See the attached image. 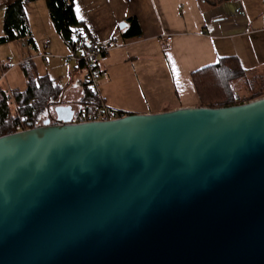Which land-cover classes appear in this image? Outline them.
<instances>
[{"label":"water","instance_id":"1","mask_svg":"<svg viewBox=\"0 0 264 264\" xmlns=\"http://www.w3.org/2000/svg\"><path fill=\"white\" fill-rule=\"evenodd\" d=\"M48 113L0 136V264H264V97Z\"/></svg>","mask_w":264,"mask_h":264},{"label":"crops","instance_id":"2","mask_svg":"<svg viewBox=\"0 0 264 264\" xmlns=\"http://www.w3.org/2000/svg\"><path fill=\"white\" fill-rule=\"evenodd\" d=\"M13 1L0 0V36L5 8ZM74 5L81 28L108 48L101 61L108 71L100 83L103 99L125 114L201 106L194 73L222 57L237 56L245 69L264 75V0H75ZM25 10L32 41L0 44V85L10 93L24 90L22 63L29 61L38 76L47 75L64 88L63 104L79 107L87 81L85 64L66 63L72 48L56 30L47 0H30ZM122 22L127 26L121 28ZM131 28L137 33L130 34ZM166 35L172 39L167 41ZM16 48L25 80L21 88L6 80L11 66L2 75L1 64H7V55ZM45 51L52 53L46 60L41 57ZM65 66L68 75L59 72Z\"/></svg>","mask_w":264,"mask_h":264},{"label":"trees","instance_id":"3","mask_svg":"<svg viewBox=\"0 0 264 264\" xmlns=\"http://www.w3.org/2000/svg\"><path fill=\"white\" fill-rule=\"evenodd\" d=\"M30 0H15L5 8L4 34L0 36V44H5L27 38L32 41L25 4ZM75 0H47V6L56 30L71 46V35L77 33L81 37H93L81 28L83 22L75 11ZM133 27H138L136 19H131ZM130 34L137 33L131 28ZM82 62V61H81ZM84 63V62H82ZM6 68L8 66L6 65ZM22 69L27 78L24 90L10 93L0 85V136L18 130V124L23 121L26 128L43 125L50 118L48 108L53 105L63 104L64 88L49 76H38L33 64L29 61L22 63ZM260 79L264 85V75L245 69L237 56L222 57L219 62L194 73V81L201 98V106L219 108L228 107L264 97V86L254 90L248 95H240L236 99L237 87L241 81L250 78ZM92 101V89L89 81L84 83V96L80 105L86 106ZM15 104V111L12 105ZM125 114L123 111H121Z\"/></svg>","mask_w":264,"mask_h":264},{"label":"built area","instance_id":"4","mask_svg":"<svg viewBox=\"0 0 264 264\" xmlns=\"http://www.w3.org/2000/svg\"><path fill=\"white\" fill-rule=\"evenodd\" d=\"M165 39L170 41L172 35H166ZM72 53L71 55L64 57L68 64L70 60L75 59L79 62H84L87 69V80L90 83L92 89V101L86 106L79 105L74 108L75 113L73 115L72 123H83L89 121H107L123 117L120 110L110 107L103 99L100 90L101 80L108 75V71L101 67L102 59L107 55L108 48L92 42L89 37H81L77 33L71 35ZM50 45V40L46 41V46ZM52 53L45 51L41 57L45 60L51 57ZM7 66H13L12 60L7 61ZM6 65H2V75L7 73ZM236 99L240 100V96L236 95ZM245 103V102H244ZM25 117L21 118V122L18 124V131L28 129L25 127L23 121Z\"/></svg>","mask_w":264,"mask_h":264},{"label":"rangeland","instance_id":"5","mask_svg":"<svg viewBox=\"0 0 264 264\" xmlns=\"http://www.w3.org/2000/svg\"><path fill=\"white\" fill-rule=\"evenodd\" d=\"M13 45L10 47H15V45H17V44H13ZM18 55H19V50L17 48L12 49L10 55H7V57L9 56L10 60H12V62H13V66H11L12 67L11 69H13V72L11 74H9V76L7 77L6 80L8 82H10V80H12V82H14V88H21L25 85V80L22 76V70H21V67L19 66L20 61H17ZM70 61H76V60L73 59ZM9 70L6 74L9 73ZM59 72L65 73V75H68V72H69L68 67L65 66V67H63L62 70L59 69ZM261 86H264L262 83V80H260V79H256V80L254 79L253 80L250 77V78H247V79L240 82V84L237 87V92H238V94L245 96V95H248L249 93L253 92L254 90L261 89L262 88ZM74 107H76V106H74ZM12 109H13V111H15L14 104L12 105Z\"/></svg>","mask_w":264,"mask_h":264}]
</instances>
